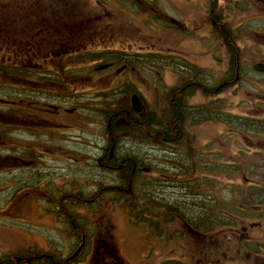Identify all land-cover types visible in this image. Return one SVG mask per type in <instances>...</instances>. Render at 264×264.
Wrapping results in <instances>:
<instances>
[{"label":"flooded vegetation","instance_id":"obj_1","mask_svg":"<svg viewBox=\"0 0 264 264\" xmlns=\"http://www.w3.org/2000/svg\"><path fill=\"white\" fill-rule=\"evenodd\" d=\"M242 1L247 5L244 11L247 14L253 6L264 5V0ZM35 4L41 7H35ZM208 6V12L212 15V7L216 6L212 2ZM0 15L1 28L10 25L52 26L68 23L72 19L70 2L67 0H0ZM259 19L264 17L248 16L242 19L240 25L231 26L228 20L212 19V22H202V26L208 27L205 34L210 36L213 44L208 48L200 40L202 54L199 55L201 62L198 70L204 71V74L206 71L218 74L216 82H210V86L200 83V88L196 87L193 76L187 74L188 56L181 55L176 58L182 64L180 73L169 66L162 68L159 75L165 86L154 91V101H151V104L142 96L138 117H131V121L140 123L141 127H146L150 121L157 124L153 139L171 145L174 155L179 160L182 157L190 170H221L226 183L232 180L231 175L240 176L241 192L236 194L240 196L242 203L236 208L231 204L227 206V210H220V213L209 211L211 214L207 215L205 212L200 216V219L203 216L211 217V221L226 217L228 225L216 230L229 233L227 239L233 247L225 251L222 247V236L211 242L221 264L226 263L224 260L235 264H264V172L261 171L264 170V77L252 78L250 75L245 80L250 88L247 97L248 111L245 116L240 113L238 116L231 114L227 110L228 102L225 103L230 93L225 95L223 89L227 86L232 91L236 89L232 93L238 94L236 83L244 80L239 76L242 62L240 55L238 57L243 45L239 44V40L235 41L236 46L232 45L229 40H224L226 35L218 34L226 32L230 36L232 33V36L242 39L243 42L248 39L244 49L250 59L254 58L253 54L264 53V42L255 43L258 37L264 39V28L253 22ZM215 28L219 31L214 30ZM237 28L241 29L243 34L234 33ZM203 34L201 29L200 37ZM53 35H57V32ZM218 39L221 40L222 47L227 48L226 51L236 57L234 77L232 74L225 77L222 74L221 54L217 55L214 50L215 47H220ZM68 50L72 48L68 46ZM255 62L264 63V57H256ZM253 63L250 69L252 76L264 75V72L254 70ZM103 68L110 71V78H113L116 70H126L124 64L115 67L112 63H107ZM6 72L5 82L0 80V99L3 100L0 101V130L10 131L11 142L0 134V144H4L8 149L11 146L13 154L5 155L6 152L0 150V173L6 169H14L15 172L18 171L17 174L26 171L29 172L32 182L24 185L20 176V180L14 185V192L8 195V192H3V189L8 188L6 178L1 180L0 264H126L124 252L115 235L117 222L114 218L117 212L106 204V189L100 187L92 192L94 196L91 199H84L82 193L87 195V191H79L78 188L81 178L86 177L87 173L76 172L71 164L60 175L56 186L51 180H47V176L57 170L51 159L56 160L69 146L76 145L83 134V126L79 120L82 119L81 105L73 99L78 95H67L71 99L66 101L68 106L65 109L61 104V98L65 97L59 95L60 92L54 85L49 84L47 87L44 82L20 85L15 83L13 72ZM169 75L171 81H167ZM142 77L143 74L137 71L136 80L143 81ZM239 77L241 79L238 80ZM146 89L147 92H152L150 86ZM88 90L92 91L91 83ZM121 105L124 106L114 110V115L125 114L129 117L127 109L131 110V115L136 113L130 102ZM193 107L199 110L192 111ZM204 107H217L220 113L205 120L202 112ZM227 112L233 116L234 126L229 130L231 140L225 130L223 132L215 129L217 135L209 130L214 124H224L223 119H226ZM74 118H77L76 122H73ZM91 123L95 122L90 121L89 124ZM92 127L93 125L88 131L93 130ZM197 133L199 137L194 140ZM144 134L149 133L145 130ZM191 139L194 142H191ZM110 144L115 147L116 141L112 140ZM96 159L101 161L100 157ZM246 168H256V173L261 172L256 176L248 175ZM231 169H237L238 172L232 174ZM70 171L73 172V179L68 175ZM98 175H101V171L96 177ZM29 203L34 208L33 217L26 211L31 208ZM163 213L165 214L164 210L161 211V214ZM198 220L195 221L191 213L186 217L176 214V230L171 234L169 230L159 232L150 223L148 227L143 226L144 218L140 221L127 218V222L137 230L138 237H143L142 243L140 242L142 250H137L141 261L135 264H155L148 257L165 254L166 251L175 252L173 250L176 249L180 253L188 252L190 248L194 250L193 253H202L200 246H203V243L192 246H167V242L180 237L198 241L203 225ZM193 224L195 229L192 228ZM241 232H244V235H240ZM193 258L188 264H205L204 258Z\"/></svg>","mask_w":264,"mask_h":264},{"label":"bare ground","instance_id":"obj_2","mask_svg":"<svg viewBox=\"0 0 264 264\" xmlns=\"http://www.w3.org/2000/svg\"><path fill=\"white\" fill-rule=\"evenodd\" d=\"M216 1L217 0H208L207 4L209 5L211 2L215 3ZM236 1L237 0H220L218 4L219 8L212 7L214 12L212 15L209 14L207 10V16L210 19V22H212V19L215 21H223L224 19L218 17V14L223 15L229 13V15L232 16L231 11L234 10L235 7L240 6L239 2ZM214 30L219 31L217 28ZM235 30H238V28ZM235 32L236 34H243L241 31ZM218 34L219 36L226 35L224 40H229L232 45L235 44L236 46L235 41L238 40V37L232 36V33L228 36L226 32H220ZM247 40L248 39L244 41L245 46ZM218 42L220 43L221 40ZM219 49L220 48L217 47L214 48L217 55L221 54ZM242 49L240 50L238 57L241 55V59H245L244 62H249L250 68L247 73L240 71L239 76L246 80L250 76L249 72L251 64L255 62L256 57L250 59V55L244 54ZM226 50L227 48H224L223 50L225 51L226 57L224 58L222 55L220 57L222 74L224 77L230 74L234 77L233 70L235 67L234 60L236 57L230 55ZM200 54H202V51H200ZM160 56L161 55L156 56L155 60L138 59L134 61L130 58L122 59L121 64H124L126 70L123 72L116 70L114 72V76L112 78L114 88L112 87L111 89L110 84L108 86L110 89H104L106 87H101V90H99L100 92H95L93 90L89 91V93L86 94L87 97L84 101L82 100V95L80 94L73 97L74 102L81 105L80 112L83 111L81 114L86 116L88 121L85 119H79L81 120L80 125L83 126L82 136L76 142V145L69 146L65 153L58 156L55 160L57 170H55L53 174L47 176V180H51V182H53L56 186V183L59 182L60 175L71 164L75 167V170L78 173H87L89 176L90 173L93 174V179H88L84 176L81 178L82 180L80 181L78 188L79 191H87V195H90L91 193V195L87 197V195L81 192L84 199H91V197L94 196L92 192L102 187L104 190L106 189L104 192L106 204L111 206L112 209L115 208L124 213L128 220L140 221V219L144 218L145 221L143 226L148 227L151 224L154 225L159 232L169 230L171 234H174L176 230L175 215L181 214L186 217L190 213L186 205L189 203H200L203 210L204 203L205 205L208 203L214 205L213 202L216 201L214 199L215 193H213V189L210 188L213 184L212 181H210L211 179L209 175L213 176L215 181H218L221 177H223V171L215 170L204 172L200 170H190L186 166L182 157L179 160L174 155V149L171 145L165 144L164 142L159 143L153 139L152 136L156 135L155 133L158 127L157 124L153 123V121L148 122L146 127H141L140 123L131 121V117L136 119L139 112L136 111L134 115H131L133 113H131L130 109H127V112L130 113L129 117H126L125 114L114 115V110L119 107H123L124 105H121V103L130 102L133 96H136L140 102L142 101L140 98L143 96L144 99L151 104V101H154V91H156L158 87L163 88L165 86L164 80L159 75V71L162 70V68L169 66L180 73L182 64L176 59L181 57L180 54L177 56L171 55L170 57ZM93 60L98 62L97 66L92 67L95 70L103 69L100 67L106 66L101 60ZM217 62H219V60ZM259 63L260 62L253 63V68H255V65H258ZM141 64H143V66H152V71L143 75V81H137L129 74V70L132 68L134 69L137 65L140 66ZM188 64L189 70L187 71V74L188 76H193V79L196 81V87L200 88V83H206L207 86H210V82L213 84L216 82L218 74H213L211 71H206V74H204V71L202 72L198 69L192 68L197 64L190 61L189 58ZM123 73L126 75L120 80L117 79V76L120 74L122 75ZM240 77L238 80L241 79ZM236 85L239 93L238 82ZM147 86H151V93L147 92ZM223 91L225 95L230 93L227 100H229L228 104L231 103V99L236 95L232 92L236 91V89L232 91V89L230 90V88H227L226 86ZM94 93H97V96H94ZM112 96L116 99H112ZM225 102L227 103V101ZM62 106H64L65 109L67 108L68 104L66 101L63 102ZM191 110L196 111L199 109L193 107ZM202 112L205 120L211 119L213 118V115L216 116V114L220 113L217 107H204ZM229 115L230 113L227 112L226 119H223L224 124H221V126H216L214 124L209 130L215 135L218 134L214 131L215 129L223 132L226 131L228 139L231 138V131L229 130L234 126V123L232 122L233 118L231 115L229 117ZM110 118L111 121L109 122ZM94 120L98 121L99 125H103L100 132H98V128L88 131L90 128L87 127L89 126L88 124L90 121ZM76 121L77 118H74L73 122ZM225 127L227 128L225 129ZM145 130L149 133L148 135L144 134ZM194 136V140H196L199 137V133ZM112 140L116 141L115 147L110 144V141ZM137 140L141 141V145L146 147V149L151 146V149L154 150L152 152L153 156H155L156 159L149 156L151 153H149V155L148 153H133V151H131V145ZM194 140L191 139V142H194ZM149 151L151 150L149 149L148 152ZM96 157H100L101 161L98 162ZM112 169L116 172H113ZM100 171L101 173L106 171L111 174V182L109 184L103 185L102 182L98 180L101 178L100 175H98L97 179L96 174ZM166 172L171 174L170 178H167L169 176ZM216 172L217 175H215ZM20 176H22L21 180L23 181L24 179L22 173H18V175H16L18 180L16 179L13 181L12 184L8 185L9 187L3 192H8V195H11V193L14 192V185H16V183L20 180ZM205 177H209L210 180ZM28 179L32 182L29 175ZM116 179L120 182H116ZM141 179L144 180L142 181ZM30 182H25V184H30ZM168 190H172V192L177 191L178 194L183 197L169 200ZM217 203H219V201H217ZM163 210L165 211V214H161V211ZM191 216L193 215L191 214ZM195 216L196 218L200 217V212H196Z\"/></svg>","mask_w":264,"mask_h":264},{"label":"rangeland","instance_id":"obj_3","mask_svg":"<svg viewBox=\"0 0 264 264\" xmlns=\"http://www.w3.org/2000/svg\"><path fill=\"white\" fill-rule=\"evenodd\" d=\"M69 1L71 2V10L74 14L78 13V15L82 16L83 18H86L91 15V13L87 11V9H85V6L82 3L83 0H69ZM91 1H95V0H91ZM109 1H111L113 4L112 10H110V11H113L112 17L108 21L109 23H111L112 26L103 25L101 26V30L98 32H88L87 31V33L86 32H82V33L77 32L76 34L72 33L73 40L71 37H69L71 48H76V53L72 54L71 57L77 58V56H79L80 58L84 60V63L78 64L77 66H75V68H73L75 71V74L77 75L78 82H76L77 84H75V87L71 90L72 92L71 95L80 94L82 95V100L84 101L85 98L87 97L86 94L89 93L86 90L87 87L89 86V83H91L94 86L97 85V87H99L98 89L93 88V91L95 92L101 90V87L103 88L106 87L104 89H110L108 88L110 84H111V89L113 87V82L110 80V76H109L110 71L105 70L106 71L105 73L100 72L98 74H95L93 72L92 66L95 64L91 63L92 61H89L91 60V57H90L91 51L92 52L93 51L99 52L102 50L103 51L119 50L121 52L124 51V53H127L129 55L135 54L136 56H134L133 58L134 61L138 60V55L142 56V60H145V59L155 60L156 56L158 55H161L160 57H162L163 55L168 57L171 55L177 56L180 54L182 56H188L190 61L197 64L196 66H193L192 68H195V69L200 68V62H201V60L199 59V55L201 51L200 40H202L203 44L208 48H211L213 44L212 40H210V36L207 37V35L205 34V32L208 30V27L202 26V22H205L203 17L207 13L205 11V8L209 7L207 4L208 0L200 2V4L198 5L199 7H203V9L202 8L199 9L198 7L194 6L193 3L191 2L192 0L190 1H186V0H142V2H144L146 5H149L150 8H152L151 6H153L152 10L150 9V11L147 7L139 8L138 5L136 4L135 5L137 6V8L132 9L131 0H117L116 2L121 5H118L117 3L115 4L114 0H109ZM230 1H235V0H230ZM219 2L220 0H217L215 2V6L217 8H219L218 6ZM236 2H239L240 6L235 7L234 10L231 11L232 16H230L228 13V14H224V16L221 17L224 20H228V23L230 26L236 25V24L240 25L242 19H246L248 18V16L250 18L264 17V5L259 4L257 6H253L250 9V12L247 14V13H244L247 5H245L242 0H237ZM249 5H253V4H249ZM34 6L39 7V8L41 7L37 4H35ZM140 9L146 10V11L141 12ZM135 10H137L138 13ZM159 10L163 18L162 20H159V24L155 25L154 24L155 19H152L151 16L148 14L155 16V13H157ZM147 11H149V13ZM113 14H114V18H113ZM253 22L257 25L259 24L260 27L264 28V19L253 20ZM169 26H174L176 28L175 31H173V29L169 30L168 28ZM65 27L66 25H62V24L58 25V29H61V32L62 30L64 31ZM42 28H45V26H42ZM201 29H203L204 34L203 36L200 37ZM235 31H241V29H238ZM44 34H46L45 36H49L48 31H42L40 38L35 36L33 25H26V26H19V27H14L10 25V26H7V28H1L0 26V40L8 41L9 49H12L13 51H15L22 60L14 64L10 60V54L9 53L7 54L2 49H0V63L7 64V65L13 64L19 67L22 66L23 60H25V57L29 58L32 55V54L30 55V51H31V48H33V44L32 43L29 44V42L26 41L24 38L32 39L34 40V42L36 40L35 38H37L38 40H37L36 48H39V47H42L41 42H43L42 37ZM7 35L9 36L6 39ZM57 37H58L57 39L60 42V44H64L66 42L67 38L65 37V35H58ZM48 40H52V39L46 38V40L44 41V44H46ZM238 40L240 41L239 44L243 45V49H242L243 53L246 54V50L244 49L243 40L242 39H238ZM93 42L95 46H91ZM261 42H264V39H261L259 37L256 38V41H255L256 44L261 43ZM219 45H220L219 50L221 51V55L225 58L226 54H225V51H223L224 48L222 47L221 43H219ZM42 51H43V54L46 56L52 55L51 54L52 47H48V48L44 47ZM129 55H127V58H129ZM253 57H258V58L264 57V53L262 54L259 52L257 54H253ZM111 58H109V60H111ZM240 59H241V55H240ZM104 60L105 59H102L101 61L105 62ZM244 61L245 59H241L240 61L242 62L241 67H242L243 73H247L250 66H249V62H244ZM135 70H140L142 74H146L152 71V66H147V65L143 66V64H141L140 66L137 65L134 71ZM249 73L252 78L264 77V75L259 76L258 74H254V77H253L252 76L253 73L252 72H249ZM125 75L126 74L124 73L122 75L120 74L117 76L118 77L117 79L120 80ZM46 80H48V78H46ZM167 81H171V76L170 78L167 77ZM238 85H239L238 86L239 93L236 94L235 97L231 99L232 102L229 103V105L226 104L228 106L227 110H229V112L233 115L238 116V114L240 113L242 116H245V113L248 111V106H249L247 102V97H249L248 95H249L250 88L245 80H242L241 82L239 80ZM65 91L70 92V89L67 88V90ZM94 94H95L94 96H97L96 95L97 93H94ZM229 95L230 94H228L227 96ZM69 96L65 98H61V101L64 102V101L70 100L71 97ZM228 101L229 100H227V102ZM82 112H80V114ZM231 117L233 118L232 115ZM82 118L88 121V118L86 116H83ZM94 122L95 123L93 124L92 123L88 124L89 126L87 127H91V125H93L92 129L95 130L98 128V132H100L102 130L103 125H99L98 121L96 120H94ZM229 140L231 139L229 138ZM131 146H132L131 151H133V153L135 154L148 153V155L149 153H151L149 156L156 159V157L153 156L152 152L154 150L151 149V146H149L146 149V147H143L141 145V142L138 140L135 141ZM149 149L151 151L148 152ZM51 161L53 162V164H55L56 162L55 159H51ZM261 171L264 172L263 169ZM17 172L18 171H16V174ZM260 172L256 173V168H253L252 173H248V175L256 176L260 174ZM14 173H15L14 171L13 172L5 171L4 175L6 177L5 181L7 183V187H9L8 185H11L12 182L15 181L16 179L18 180V178H16V175ZM21 173L23 175L24 184L25 182L29 183L30 180L28 179V175H29L28 172L21 171ZM166 173L169 176L167 178H170L171 174L169 172H166ZM68 175H71L72 179L74 178L73 172L70 171V174ZM110 175L111 174H109V172L103 171L100 175L101 178L98 179V176H97V179L100 182H102L103 185L109 184L111 182ZM215 175H217V172L215 173ZM231 176H232V180L230 181V183H226L225 177H221L218 181L217 180L215 181L214 177L210 175L209 177L211 180L209 179V177H205L206 179L212 181L213 186L210 188L213 189V193H215L214 199L216 200L215 202H213L214 205H211L209 203L205 205V203L204 204L202 203L203 207L207 209V212L213 211V213H217V212L220 213V210L222 209L227 210V206H231V204H234L235 208L237 207V205L241 204L240 196L237 195L241 192V187H240L241 178L240 176L235 175V174ZM86 177L88 179H93L92 178L93 174L90 173V176L86 175ZM174 178H177V177H174ZM115 181L116 182L118 181V183L120 182L118 179H116ZM1 182L2 181L0 180V187H2L3 185V183ZM168 193H169V196H168L169 200H173L178 197H183L179 195L177 191L172 192V190L170 191L168 190ZM217 201H219V203H217ZM29 205L31 208H27L26 211L29 216L33 217L34 208L31 203H29ZM26 206H28V204H26ZM113 209L115 210V213L118 211V209H115V208ZM220 219L226 222V224L228 225L227 220L224 217ZM117 223L118 225H117V229L115 230V235L118 238L117 240L121 248L122 249L125 248L123 249V252L125 253L124 254L125 260L129 264L137 263L136 261H139V257H140V255H138L137 250L138 249L142 250L141 241L143 240V237H138L137 230L132 229L131 226H128L129 223L126 220V215L124 213H122V215L118 214ZM192 226L196 228L194 224ZM221 226L223 225L221 224L215 225L209 222V232L205 233L207 236H205L204 238L207 241L204 243L208 244V246H211L212 249H214L215 246L209 245V244H211L213 240H216L217 237H221V236L224 238V242L222 245L225 249H229L230 247H233V245H231L227 239V237H229V233H227L224 230L221 232L216 230L218 228L221 229L222 228ZM240 235H244V232H241ZM187 238L188 237H180L179 239H176L175 241L167 242V246H174V247L179 246L180 243H182V241L186 242ZM170 254H172L171 251L169 252L166 251L165 254H157V255H153L152 258L150 257L148 258L150 261L153 260V263L158 264L163 260L165 262L167 260L166 255L170 256ZM172 255L175 256V254H172ZM183 258L185 260H188V257L186 256H184ZM214 261H215V258H211L209 260V264H213Z\"/></svg>","mask_w":264,"mask_h":264},{"label":"trees","instance_id":"obj_4","mask_svg":"<svg viewBox=\"0 0 264 264\" xmlns=\"http://www.w3.org/2000/svg\"><path fill=\"white\" fill-rule=\"evenodd\" d=\"M132 2H134V0H131ZM83 5L85 6V9H87V11H89L91 13L90 16L86 17V18H82L80 16H78L79 18L75 19V21H73L72 24V31L73 33H82V32H98L100 31V27L105 25L107 23V25H111V23H109V19L112 17V13L113 11H110L112 9V2L111 1H107V0H95V1H91V0H83ZM218 17H223V15L218 14ZM109 23V24H108ZM8 45V41L6 40H0V46L6 47ZM111 55H113L112 57L114 59H116L117 61H122V58H124L121 52L119 51H111V52H106V51H99V52H90V57L93 59H105L106 57L111 58ZM126 55V54H125ZM57 58L60 59V65H58L59 70H61V73L64 75L66 73L65 69L63 68L64 65L66 64V60L64 59V57L62 56H58ZM80 57L77 56L76 59V63L79 62H83V59H79ZM106 58V59H108ZM1 68H5L6 64H2L0 63ZM112 99H116L112 96ZM188 211L194 216L193 218L195 220L199 219V222H202L205 228L208 226L207 224H209V222L211 221V217L206 218V216H203L201 219L200 217L195 216L196 212H200V214H204L206 212L207 215L211 214L210 212H207V209H205V211L202 208V205L200 203L197 204H192L189 203L188 205H186ZM207 250V251H206ZM205 252H203L204 256L206 254V258L207 254L209 253V255L212 253V251H210L209 249H206ZM210 251V252H209Z\"/></svg>","mask_w":264,"mask_h":264},{"label":"water","instance_id":"obj_5","mask_svg":"<svg viewBox=\"0 0 264 264\" xmlns=\"http://www.w3.org/2000/svg\"><path fill=\"white\" fill-rule=\"evenodd\" d=\"M255 68L256 69H262V70H264V66H263V64H258V65H255ZM132 104H133V107H134V109L136 110L137 109V104H138V101H136V96H133L132 97Z\"/></svg>","mask_w":264,"mask_h":264}]
</instances>
